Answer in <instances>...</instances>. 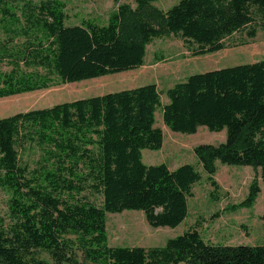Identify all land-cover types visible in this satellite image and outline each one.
I'll return each instance as SVG.
<instances>
[{
    "label": "trees",
    "instance_id": "trees-1",
    "mask_svg": "<svg viewBox=\"0 0 264 264\" xmlns=\"http://www.w3.org/2000/svg\"><path fill=\"white\" fill-rule=\"evenodd\" d=\"M113 1L107 23L68 24L63 0H0V99L138 69L157 38L180 37L205 55L264 28V0H180L167 10ZM159 111L172 131L205 126L226 139L196 145L198 165H148L143 149L164 144ZM219 163L260 171L224 209L252 208L264 181V59L193 73L165 91L147 83L0 117V264H264V243H212L198 228L162 246L109 243L108 213L180 225L197 183L218 189Z\"/></svg>",
    "mask_w": 264,
    "mask_h": 264
},
{
    "label": "rangeland",
    "instance_id": "rangeland-1",
    "mask_svg": "<svg viewBox=\"0 0 264 264\" xmlns=\"http://www.w3.org/2000/svg\"><path fill=\"white\" fill-rule=\"evenodd\" d=\"M66 4L67 23L79 24L86 19L107 23L109 14L117 7L113 0H63ZM135 5L134 1L123 0ZM180 0H157L156 6L167 10ZM228 47L205 55H192L184 41L177 36L157 38L148 45L146 63L134 70L105 75L79 82L64 83L51 88L0 99V117L36 108H46L64 101L104 94L147 83H156L166 90L193 73L254 62L264 59V28L253 39L236 33L227 40ZM162 59H157V56ZM162 101L168 98L162 95ZM157 126L164 134L159 150L143 149V161L148 164L166 163L171 169L185 163L197 164L194 147L201 143L217 144L226 139V131H210L201 126L196 133L175 132L163 122L162 113L156 114ZM260 171L251 166L219 163L216 174L218 189L203 180L197 183L189 201V215L175 228L153 227L143 211L126 210L107 214L109 243L112 246H162L166 241L187 229L198 228L212 243H264V181L259 177L260 195L252 208L226 211L228 204L242 201L249 186ZM218 190V191H217ZM218 195L215 199L213 195ZM7 212L6 195L0 193V213ZM218 214V215H215Z\"/></svg>",
    "mask_w": 264,
    "mask_h": 264
}]
</instances>
